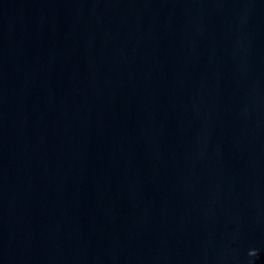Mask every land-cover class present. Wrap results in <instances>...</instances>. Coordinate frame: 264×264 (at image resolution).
Here are the masks:
<instances>
[{
	"label": "water",
	"instance_id": "water-1",
	"mask_svg": "<svg viewBox=\"0 0 264 264\" xmlns=\"http://www.w3.org/2000/svg\"><path fill=\"white\" fill-rule=\"evenodd\" d=\"M0 264H264V0H0Z\"/></svg>",
	"mask_w": 264,
	"mask_h": 264
}]
</instances>
